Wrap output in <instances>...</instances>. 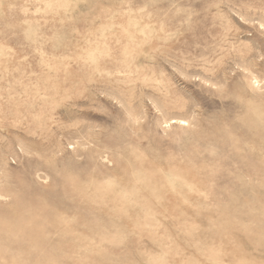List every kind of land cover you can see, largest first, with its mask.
<instances>
[{
  "label": "rangeland",
  "instance_id": "1",
  "mask_svg": "<svg viewBox=\"0 0 264 264\" xmlns=\"http://www.w3.org/2000/svg\"><path fill=\"white\" fill-rule=\"evenodd\" d=\"M0 264H264V0H0Z\"/></svg>",
  "mask_w": 264,
  "mask_h": 264
},
{
  "label": "bare ground",
  "instance_id": "2",
  "mask_svg": "<svg viewBox=\"0 0 264 264\" xmlns=\"http://www.w3.org/2000/svg\"><path fill=\"white\" fill-rule=\"evenodd\" d=\"M145 32V31H144ZM136 176H137V174H136ZM167 176V175H166ZM168 177V176H167ZM173 180V179H172ZM170 181V180H169ZM114 188V187H113ZM102 196V195H101Z\"/></svg>",
  "mask_w": 264,
  "mask_h": 264
}]
</instances>
